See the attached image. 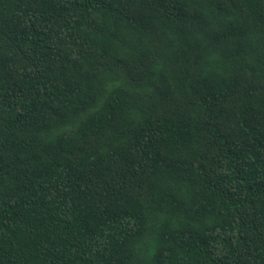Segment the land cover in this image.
Returning a JSON list of instances; mask_svg holds the SVG:
<instances>
[{
	"label": "trees",
	"instance_id": "16d2710c",
	"mask_svg": "<svg viewBox=\"0 0 264 264\" xmlns=\"http://www.w3.org/2000/svg\"><path fill=\"white\" fill-rule=\"evenodd\" d=\"M0 264H264V0H0Z\"/></svg>",
	"mask_w": 264,
	"mask_h": 264
}]
</instances>
